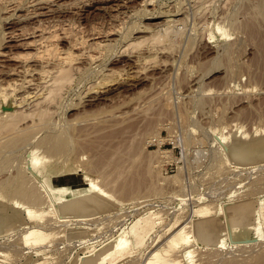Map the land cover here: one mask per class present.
Listing matches in <instances>:
<instances>
[{
  "label": "rangeland",
  "instance_id": "rangeland-1",
  "mask_svg": "<svg viewBox=\"0 0 264 264\" xmlns=\"http://www.w3.org/2000/svg\"><path fill=\"white\" fill-rule=\"evenodd\" d=\"M32 1L22 0L17 5L8 0L0 1V8H3L0 9V42H3L0 43V51H15L14 53L22 55L33 52L31 48L17 47L14 41L8 39L17 31L19 38L27 36L29 39L34 38L33 35L39 28L52 31L63 50L69 49L75 40L86 41L93 36L103 37L114 31L108 41L113 46H108L109 50L105 48L104 52L107 54L101 55L105 59L101 58L89 66L79 63L82 67L73 71L77 74L74 73L71 81L66 83L65 93L62 90V99L58 97L56 102L54 99L50 106H53L50 112H54H51L53 116L49 114L51 119L47 118V122L51 124L47 123V130L50 127V131H54L55 124L61 129L56 130L55 127V131H58L56 133H64L66 140L71 136V141H67L68 145H65L64 150L67 149V153L77 150L76 154L68 153L66 156L67 153L61 151L60 153H64L63 156L59 153L60 156L49 150L50 146L45 147L47 142L42 137L44 134L46 137V129L29 130L31 133L27 131L30 136H42L37 137L38 140L34 138L38 142L32 140L34 144L41 143L40 146L45 144L33 152L38 153L40 159L36 168L41 171V177L48 184L56 187L55 194L59 201L72 194L80 195L78 192L63 191L64 186L61 185L84 188L88 183L87 175L96 178L98 184L102 185L100 170L94 168V171L89 166L95 156L102 163L109 161L108 157L114 156L112 159L115 162L112 159V162L109 161L113 164L119 158H115L116 153L120 158L125 155V160L121 158V164L126 161L121 165V174L124 175H121L123 178H118V173L117 177L114 174L118 178L115 185L126 183L131 187L127 189L133 187L134 193L107 192L103 195L104 201L95 206L97 211L91 215V222L94 223L91 226L98 230L90 236L93 239L89 238L91 242L100 247L111 235L117 236L123 229V232L129 230L138 217L147 215L150 210L156 212L155 214L160 213L159 218L157 215L156 218L161 224L156 225L143 245L137 247L138 249L133 247L132 250V245L129 247L132 243H128L132 239L127 240L112 256V260H119L117 264H142L154 247L165 242L162 240L166 238L163 232L170 228L173 219L180 216L184 221L195 207L209 203L214 211L209 222L221 228L227 222L225 213L221 215L220 212L226 211L229 203L252 199L255 207H262L259 214L264 213V149L242 159L232 160L226 152H222L224 143L220 139L221 135L229 136L238 129L239 138L247 137V140H259L264 144V0H151L149 6L142 4L143 0H52L45 3L46 6L33 5ZM16 15L22 18L19 19ZM169 24L175 25L172 27ZM146 27L152 30L144 31ZM159 30L160 33L164 32L162 36L165 37L160 39L161 42L153 38V33ZM130 42L134 46H129ZM137 56L141 59L139 63L135 62ZM10 66L14 67L15 62H0V72ZM102 77L114 79V84L103 92L88 93V86L102 80ZM0 123L2 124L1 121ZM0 130V147L5 150H0V157H5L0 158V218H5L6 226H16L25 220L27 225H32L35 221L29 218L24 209L28 203L36 202L26 201L33 197L27 198L23 192V188H26L23 184L29 183L24 180L34 177L38 184L42 185L43 182L42 178L33 174L27 162L28 155L24 156V145H20L24 143L18 139L27 132L21 134L20 131H6V128ZM38 132L41 134H36ZM70 143L77 148L74 149L75 145ZM122 145H125L123 151L120 150ZM3 153L8 154L6 156ZM6 157L11 160L8 161ZM212 163L218 165L214 166ZM109 165L107 169H115ZM87 169H90L89 172ZM171 175L178 176V179L167 178ZM114 176L112 179L115 180ZM28 185L27 188H31ZM43 192V195H48L46 190ZM46 197L48 196H42ZM46 200L49 197L44 200L46 203L38 202L37 206L47 209L49 204ZM181 202H184V206ZM177 209L180 210L177 212ZM52 211L47 212L44 219H36L45 224L53 222L48 230L54 232L47 241L49 247L46 244V255L39 257L47 264H77L76 256L84 255V250L76 246V242H68L63 226L69 219L72 222L77 218H64L59 211ZM263 218L262 214L263 235L258 239L233 243L230 236H227L230 245L221 247L222 250L191 244L199 248L196 255L199 251L200 256L196 257V261L199 264H210L211 260L213 264H254L259 260L254 257L264 255ZM160 233L162 234L159 235ZM20 234L21 232L10 236L9 239L6 237L7 240L0 239V250L7 252L12 262L23 257L20 256L21 253L25 256L29 252L26 249L29 247H22ZM10 239L12 241H8ZM157 239L162 242L156 241ZM153 242L158 243L157 246ZM168 244L172 246L171 243ZM10 245L15 250L7 247ZM180 245L178 249V245L171 248L175 247L177 250L173 251L180 254L182 248H185L184 244ZM209 248L211 254L207 252ZM21 250L22 252H17ZM135 250L137 251L133 254L131 251ZM128 253L130 256L124 257L126 259L119 258L122 255L127 256ZM226 255L236 258L230 260ZM220 257L226 258L221 261ZM209 258L212 259L208 261Z\"/></svg>",
  "mask_w": 264,
  "mask_h": 264
},
{
  "label": "bare ground",
  "instance_id": "bare-ground-1",
  "mask_svg": "<svg viewBox=\"0 0 264 264\" xmlns=\"http://www.w3.org/2000/svg\"><path fill=\"white\" fill-rule=\"evenodd\" d=\"M0 1H2V0H0ZM8 1L12 2L14 4L16 3L15 5L22 3V2H20L22 0H8ZM50 1H52V0H33L32 3H33V5H43L45 3L48 4ZM29 2H31V1H29ZM150 2H151V0H143L142 4H144L145 6H149L151 4ZM45 6H46V4H45ZM24 8H25V6H24ZM52 8H53V6H52ZM0 9H3V8H0ZM32 14H34V13H32ZM37 15H39V13ZM44 15H45V13H44ZM16 16H19V15H16ZM31 16H33V15H31ZM3 17H1V19H3ZM21 18L19 16V19H21ZM7 21H8V17H7ZM169 22H171V21H168V23ZM173 22H171V24ZM175 22H177V21L175 20ZM7 23H9V22H7ZM171 24H169V25L172 26ZM38 28L39 27H36V29H38ZM33 29H35V28H33ZM148 29H151V28L146 27L144 31H146V30L148 31ZM180 29L181 28H179V30ZM167 30H169V29H166V31ZM15 31H17V30H15ZM172 33H174V32L172 31ZM112 34H114V31L106 33L103 37L93 36L90 40H86V41L85 40H75L74 42L72 41L73 43H71V47L69 49L63 50V49H61V47H59L58 43L56 42L55 38H57V37L52 31H47V30H43V28L42 29L39 28V30L35 31V35H33L34 38H32V39H29L27 36L23 37V38H19L18 36H20V34L18 33V31H17V33L14 32L12 34V36H10L8 39H10L11 42L14 41V43H16L17 47L31 48V49H33V52L32 53L29 52V54L22 55L21 53L20 54L14 53L15 51L13 53L12 52L8 53V51L7 52L0 51V57H1L0 62L1 63L8 62V61H14L15 62L14 67L10 66L9 68H6V70L4 68V70L2 72H0V118H1L0 121L2 122V124L0 123V125H1L0 129L2 128L4 130V128H6V131H9V130L12 131L13 130V132L14 131H20V133L21 132L24 133V132H27L29 130H38V131L40 129L42 131L43 130L45 131V129L47 130L48 126H46V125L50 124L49 121L47 122V120H49L47 118L51 119L49 114L51 115V112H54L53 110L50 112L51 108L53 107V106L50 107L52 104V101L55 99L54 102H56V99L58 97L60 99L61 95H63L62 92L64 91L63 93H65V91H66L65 85H66V83H69V81H71V79L73 78V75L75 73V72L73 73V71L78 70V69L80 70V68L82 67V65L79 63H85V64H88V66H89L91 64L97 63L99 60H101V58H104V57H101V55L107 54L106 52H104L105 48L109 50L110 47L109 48H107V47L110 45H111V47L113 46L112 44H110L112 42H110V43L108 42L111 40L110 38L112 37L111 36ZM162 34H164V32L160 33V30H159L158 32L153 33V38L156 41L159 40L161 42L160 39H163L162 37H164V36H162ZM79 38H81V37H79ZM166 38H168V37H166ZM72 40H74V39H72ZM0 43H3V42H0ZM128 45L129 46L133 45V42H130V44H128ZM76 50L78 51V53H76ZM108 50H106V51H108ZM104 53H106V54H104ZM139 57H141V56H139ZM139 60H141V59L138 58V56H137V60L135 62L139 63ZM138 63H136V64H138ZM1 66H3V64H1ZM81 71H83V70H81ZM110 71H108V72L106 71V72L110 73ZM77 72L80 73V71H77ZM75 74H77V73H75ZM108 75L107 76L110 77V74H108ZM113 84H114V79H111V78L103 79V77H102V80H99V81L95 82L93 85L88 86L89 87L88 93L103 92L104 89L108 88L109 86H112ZM68 85H72V84H68ZM88 93H86V94H88ZM109 97H112V96L109 95ZM106 99H107V97H106ZM58 101H60V100H58ZM51 116H53V115H51ZM51 122H52V124H54L53 123L54 121H51ZM55 127H57V126L54 124V128H53L54 131H50L51 128L49 127V130L44 132V133H47L46 137H44L45 134L43 135V137L40 136L39 134H41V133H39V132L36 133L39 136H35L33 134H32L33 136H30L28 132L26 134H23L22 137L17 136V137H21L18 139H21V142L24 143V144H20V145H24V149H25L24 156L26 154L28 155L27 162H28L29 167L33 171V174L35 175V177L39 176V178H42L41 174H40L41 171L37 170V168H36V164L40 162V159L37 155L38 153L33 154V152L35 151L36 148H42L41 146H44L45 144L44 145L42 144L41 146L39 145L41 143L34 144L32 141V140H35L34 138H37V137L44 138L43 141L47 142V144H48V145L46 144L45 147L50 146V148H48V149L52 150L56 155L61 154L63 156L62 153H64V152L60 153L61 151H65V154L67 153V149L66 150H64V149L67 147V145H68L67 143L71 141L70 140L71 136H69V138H68V140H70V141L66 140L65 138H67V137L66 136L64 137V133L63 134L56 133L58 131H55ZM57 129H58V127L56 128V130ZM58 130H61V129H58ZM14 134H16V132ZM8 135H9V133H8ZM239 135H240V132L238 129H236L229 136H227V135H223V136L221 135L220 136V139H222L221 141H223V143H224V146L222 147L224 151H222V149H221V151L226 152L227 155L230 157V159L239 160V159L244 158L246 155H252L254 152H259L261 149H264V144L262 141H259V140L258 141L257 140L250 141V140H247V137L239 138L238 137ZM71 139H73V138H71ZM37 140H38V138H37ZM37 140H35V141H37ZM18 141H20V140H18ZM18 141H16V142H18ZM43 141L40 140V142L44 143ZM72 143H70V145H72V146L75 145ZM12 144L14 145L16 143H12ZM248 144L250 145V147H248ZM65 145H66V147H65ZM125 145H122L120 150L123 151L124 150L123 147ZM18 146H19V144H18ZM73 148L74 149L77 148L76 145ZM117 149H119V146L117 147ZM127 149L128 148L126 147L125 150H127ZM129 149L131 150V148H129ZM0 150H4V149H2V147H0ZM69 150L70 149L68 147V151ZM75 151L77 152V150H74L72 152L69 151L68 153L76 154ZM124 152L126 153V151H124ZM14 153H17V151L16 152L14 151ZM14 153H12V154H14ZM68 153L66 156L69 155ZM97 153H100V152H97ZM114 153H115V151H114ZM118 153L123 154L122 152H119V151H118ZM127 153H129V152H127ZM7 154H4V155L7 156ZM9 154H11V152ZM116 154H115V158H117V157H119V158L117 159L116 163H113V164L110 162H112L113 160L115 162V159H112L114 156L110 157V158L107 156L108 157L107 159H109V161H110V159H112V161L109 162L108 160L104 159V154H103V159H104L103 161L106 160L105 161L106 163L108 161L109 162L108 164H110L109 166L112 165L115 167L114 170H110L111 168L107 169L108 164L102 163V160H100V158L98 156H95V158L92 159V161L90 163L91 165L89 164V166H91L93 168L92 170H94V168H95V169L100 170V172H99L100 174L102 173V176H100L103 178L102 179L103 183L101 182V184H102L101 186L98 184V180L96 178H92L91 176L87 175L86 179L88 180V183L85 185L84 188L76 189L74 186H65V184L61 185V186H64V187H62L63 191H65V192L70 191L71 193H72V191L78 192V193H80V195L72 194L71 196H66L64 198H61L60 201L57 199L56 194H55V192H56L55 188L56 187L52 186L53 184L52 185L48 184L45 179H43V178L41 179L43 182V183L41 182L42 185L38 184V180L34 177L32 179L24 180V181H28L29 183L23 184L24 185L23 187H26V188L22 187L23 190H25L23 192L26 193V197L27 196L29 198L33 197V199L26 200V201H30V203L36 202L33 204L28 203L26 208L24 207L25 208L24 212H26L28 214L29 218L31 220H34L35 222L32 225H27V223L25 222L26 220L24 219L25 221L19 223L16 226H6L5 218L4 219L0 218V239H3V238L6 239V237H8V239H9L10 236L13 237L17 233L21 232V234H20L21 242H22L21 245H22V247H23V245H26V247H29V248H26L27 250L29 249L28 250L29 252L27 251L28 252L27 253L25 251L27 253L25 256L21 255L22 254L21 253L20 256H23V257L18 258V256H17L18 259L16 258L17 260H15V262H12L13 260H11L12 258L9 257L10 255L7 252L6 253L3 252V250L1 249L0 250V264H47V262L45 260H42L39 256L40 255L45 256L47 253L46 247H47V245L49 247V244H47V241L50 240V238H52V236L54 235V232L49 231L48 229H49V225L52 224L53 222L49 223V224H45L44 222L36 221V219L37 218L44 219L43 217L46 216V214H48L47 212H53L52 210L59 211L61 216H63L64 218H65V216L66 217H69V216L74 217L75 216L77 218L75 221H72V222L70 221V219L68 222L65 219L67 223H64L65 225L63 224V226H65V229H66V238H67L68 242H74V243L76 242L75 245L80 246L79 248L84 250L82 252V253H85L84 255L78 254V256H76L77 264H117L119 262V260H112V256H114V254H116L114 251L116 249L123 247V245L125 243H127V240L132 239V241L128 242V243H132V244H129V247H131L130 245H132V250H134L133 247H136V249H138L137 247L143 245L145 243L146 237L152 232V230L156 227V225H158V223L161 224V221L159 222V220L157 219V218H159L158 215H161L160 213L155 214L156 212L154 213V211L150 210L147 213V215H143V216L138 217L137 220L134 223H132V225H130L129 230L128 229L125 230V231H127V233L125 231L123 232V230H124L123 229L120 233H118L117 236L114 234L111 235V237H108L106 240H104L101 243L100 247H97L98 245H95L96 243L94 244L93 241L91 242V240H93V239L90 236H92V234H94L93 233L94 231L95 232L98 231V230L96 231L91 226L92 224H94L91 222L92 221L91 215L93 212L97 211L95 206L101 204L104 201L103 195H106L107 192H111L113 194H119V193L128 194V192L132 193V194L134 193V191H132L133 187H132V189H130L131 191L128 190L127 187H129V186H127L126 183H124L122 185L120 183H118L117 185H115L118 182V181L116 182V180L119 177L123 178V177H121L122 174L124 175V173L121 174V172L123 171V169L121 170V165H124V163H126V161H125L124 163L121 164L122 159L125 160L124 159L125 155H122L121 156L122 159H121L120 155L116 156ZM129 155H131V154H129ZM8 156H12V155H8ZM12 157H14V155ZM0 158L4 159L5 157L3 158L1 156ZM220 158L223 159L222 157H220ZM6 159H8V157H6ZM216 159H217V162H219L218 158H216ZM9 160H11V159L9 158L8 161ZM2 161H4V160H2ZM88 162H90V161H88ZM114 164H116V166ZM212 165L217 166L218 164L216 165V163L215 164L212 163ZM218 167H221V166H218ZM112 169H113V167H112ZM217 169L219 171V168H217ZM89 170H88V172H89ZM94 171H96V170H94ZM117 173H118V178H116ZM114 174L116 175V177L114 176ZM112 176H114L113 178H116V179L115 180L112 179ZM174 176H176V175H174ZM174 176H172V175L167 176V178L173 177V178L178 179L177 178L178 176H176V177H174ZM167 178H165V179H167ZM173 178H169V179H173ZM175 180H172V181L174 182ZM24 181H23V183H24ZM119 181H120V179H119ZM168 181H170V180H168ZM257 182H259V181H257ZM30 183H32L33 186H31ZM27 184H29L28 186H31V188H29V187L27 188ZM180 186H179V188H181ZM220 186H221V184H220ZM221 187H223V186H221ZM129 188H131V187H129ZM42 190L43 191L46 190L48 195H43L44 192ZM134 190H136V189H134ZM179 190H181V189H179ZM23 192H21V193L24 194ZM42 196H44V197L48 196L49 197V200H46V201H48V204H49V206H47V209H42V208H39L37 206L39 204L38 202H42V204L46 203V202H44V200L48 197L42 198ZM191 197H193V196H191ZM194 200H196V199H194ZM59 203L61 205H59ZM178 203H180V202H178ZM214 203H216V202H214ZM208 204L193 208L191 210V212L189 213L188 217H185L187 219H185L184 221H182L179 218L180 216L174 215L177 217L173 219V223L171 221H168L169 223L171 222L172 225L170 226V228L169 227L167 228L168 230H165V232H163L164 234H166L164 236V238L165 237L166 238L162 239V237H160L165 242L162 243V245H159L158 243L153 242L154 246L156 244H158V246L156 245L157 246L156 248L154 246H152V247H154L153 250H151L152 247H151V249H149L151 251H150V253L148 252L149 255L145 258V260L142 262V264H186V263L187 264H199L198 261H196V257L200 256V255H198V254H200L199 251H198V254L196 255L197 249H199V248H196L195 246H194L195 247L194 248L193 246H191V244L192 245L198 244V245L204 246V247L205 246L206 247H212V249L213 248H215V249L219 248L220 249L221 247H225L226 245H230V244H228L227 236H230L231 242H233V243H245V242H249L250 240L252 241V239H258L263 235V231H262L263 228L261 229V226H262L261 225V221H262L261 215L262 214L264 215V213L259 214L260 208H262V207H260V208L255 207L252 199H243L242 201H236L234 203H229L227 205L228 213H227V210L226 211L223 210L220 212L221 215L223 213H225L226 222H227V225L223 228H221L220 226H218L216 224H212L209 222V218L211 216H213L214 211H212V208ZM181 205L184 206V202H181ZM186 207H188V206H186ZM213 207H215V205ZM181 208H183V207H181ZM186 209H188V208H186ZM179 210L180 209H177L176 211L178 212ZM184 212L186 213V211H184ZM184 212H182V213H184ZM98 214H97V216H98ZM179 214L180 213H178V215ZM156 215H157V218H156ZM25 216H27V215L25 214ZM183 216H185V215H182V217ZM40 219H37V220H40ZM95 219H98V217ZM95 219H94V221H96ZM63 220H61V221H63ZM181 222H183V223H181ZM262 223H264V222H262ZM165 227H167V226L165 225ZM162 228L164 229V227H162ZM168 232H170V235L168 234ZM161 234L162 233H160L159 235H161ZM129 235L132 236L130 239H129V237H130ZM167 235H169V236H167ZM94 239H96V238H94ZM161 239H157L156 241H159ZM162 240H161V242H162ZM8 241H12V240L10 239ZM2 242H4V241H2ZM61 243H63V242H61ZM91 243H93V244H91ZM168 243H171L172 246L178 245V247L176 246L177 249L179 248V246L181 247L180 244H182V245L184 244L185 246L184 245L183 246L185 248L184 249L182 248V251L180 250L181 251L180 254L175 253L174 251H176L177 249L175 247H173L174 249H172L171 248L172 246H170ZM0 244H1V241H0ZM5 247H3V248H5ZM7 247L11 248L12 246L10 245ZM55 248H57V247H55ZM11 249L15 250V248H11ZM18 249H16V250H18ZM210 249L211 248H209V251H207V252H210L208 254H211ZM222 249L223 248H221V250ZM136 251L137 250H135L134 252L133 251H131V252L134 254ZM17 252H22V250L17 251ZM215 252H216V250H215ZM223 253H225V252H223ZM262 253H264V252H262ZM219 254H221V253L219 252ZM14 255H16V254H14ZM128 256H130V253H128L127 256L122 255L119 258L122 259V258L128 257ZM227 256H229V255H226V257ZM260 256L261 257H257V256L254 257V259L255 258L259 259L257 262H254V264H264V255L263 256L260 255ZM209 257H210V255H209ZM221 257H220V259H222ZM226 257H224V258H226ZM203 258H205V257H203ZM214 258H216V257H214ZM224 258L221 261H224ZM227 258H229V257H227ZM235 258H229V259L233 260ZM124 259H126V258H124ZM210 259H212V258H209L208 261H210ZM229 259H226V260L229 261ZM198 260H200V259H198ZM214 260H217V259H214ZM226 260H225V262L227 263ZM129 261H131V260H129ZM210 262H211L210 264H213L212 260ZM216 262H219V261H216ZM229 262H232V261H229ZM247 262H250V261H247ZM206 263H208V262H206ZM242 263H245V262H242Z\"/></svg>",
  "mask_w": 264,
  "mask_h": 264
}]
</instances>
